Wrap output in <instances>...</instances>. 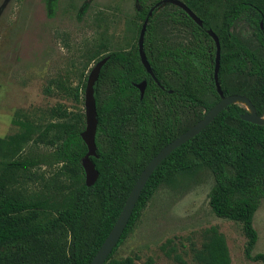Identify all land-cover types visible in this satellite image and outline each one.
<instances>
[{"label":"trees","instance_id":"1","mask_svg":"<svg viewBox=\"0 0 264 264\" xmlns=\"http://www.w3.org/2000/svg\"><path fill=\"white\" fill-rule=\"evenodd\" d=\"M160 1L137 0L142 21L137 26L138 38L149 11ZM184 3L203 22L199 26L177 8L174 20H185L193 29L190 45L159 46L154 39L159 8L149 18L144 50L160 86L141 63L138 38L131 49L114 50L97 60L108 58L95 84L97 157L91 160L99 177L93 186L86 185L82 163L88 153L81 137L85 114H71L58 106L52 109L56 119L43 126L19 116L15 121L19 130L0 137V264H90L147 164L219 102L214 80L216 46L210 31L221 45L218 78L224 95L247 97L257 114L264 116V58L232 31L244 19L264 50V0ZM232 76L247 77L249 83L231 88ZM87 80L88 76L76 88L77 98L80 90L85 94ZM144 80L148 84L141 97L136 85ZM186 106L199 112L191 125L180 118V109ZM247 112L240 104L228 106L159 164L105 264H135L131 256H113L148 202L162 185L174 184L203 167L212 172L215 181L209 196L213 213L241 223L245 257L264 264L263 253L253 254L258 241L253 221L264 199V125L244 121ZM41 146L47 148L44 153L36 150ZM36 166H56L50 183L33 173ZM37 182L41 189L29 192L30 183ZM206 233L195 258L203 264H231L225 237L216 227ZM177 260L186 264L181 257Z\"/></svg>","mask_w":264,"mask_h":264},{"label":"rangeland","instance_id":"2","mask_svg":"<svg viewBox=\"0 0 264 264\" xmlns=\"http://www.w3.org/2000/svg\"><path fill=\"white\" fill-rule=\"evenodd\" d=\"M177 8L166 4L158 10L154 39L159 46L183 47L193 40L191 25L174 20ZM140 10L137 0H0V137L19 130L15 123L19 116L43 126L56 119L52 109L58 106L71 114H85V94L79 89L77 98L76 88L100 57L137 43ZM232 31L264 58L244 19ZM248 83L247 77L232 76L228 86ZM198 114L188 106L180 109L185 125H191ZM46 149L36 150L44 153ZM55 170L56 166H36L33 173L50 183ZM214 184L212 172L203 167L174 184L162 185L113 257L131 256L135 264H180L178 257L186 264H203L195 252L208 237L207 230L216 227L225 237L231 264H262L245 257L242 224L213 213L209 196ZM37 189H41L39 182L28 186L29 192ZM253 224L258 232L253 254H264V199Z\"/></svg>","mask_w":264,"mask_h":264},{"label":"water","instance_id":"3","mask_svg":"<svg viewBox=\"0 0 264 264\" xmlns=\"http://www.w3.org/2000/svg\"><path fill=\"white\" fill-rule=\"evenodd\" d=\"M172 4L183 10L196 24L199 26H203L202 20L182 1V0H162L155 4V6L149 11L148 16L143 22L139 38H138V50L140 55V60L144 68L150 77L160 85L159 81L155 77L147 55L144 50V40L147 31V25L149 22V18L153 15V11L155 8H161L163 5ZM262 26V25H261ZM210 36L214 40L216 46V58H215V86L217 92L220 96L219 102H217L207 113L206 115L195 125L190 127L180 136L175 138L169 144H167L156 156H154L151 161L147 164L145 169L139 175L137 181L135 182L128 199L122 209L120 216L118 217L115 225L112 230L102 243L101 247L91 260L90 264H105L108 260L109 256L112 254L113 250L119 244L127 226L130 221V218L135 210V207L138 203V200L141 196V193L149 180L152 173L159 166V164L176 148L180 147L182 144L191 140L199 133H201L208 125H210L215 118L228 106L232 104H240L247 109V113L242 116L244 121L257 124L264 125V116L261 117L257 114L255 107L251 103V101L242 95H229L225 96L223 90L221 88V84L218 78V70L220 65V55H221V45L219 38L213 32H209ZM108 58H104L97 62L95 66L89 73L84 103H85V130L81 133V137L88 148V153L83 159V167L86 174V185L93 186L99 177V172L96 169L95 164L91 160V157H97V145H96V133H97V109H96V99H95V84L99 78L102 67L106 64ZM147 81L144 80L141 83L137 84V88L140 90L141 97H143L145 90L147 88Z\"/></svg>","mask_w":264,"mask_h":264},{"label":"flooded vegetation","instance_id":"4","mask_svg":"<svg viewBox=\"0 0 264 264\" xmlns=\"http://www.w3.org/2000/svg\"><path fill=\"white\" fill-rule=\"evenodd\" d=\"M159 86H160V85H159ZM172 92H173L172 90H169V93H170V94H172Z\"/></svg>","mask_w":264,"mask_h":264}]
</instances>
